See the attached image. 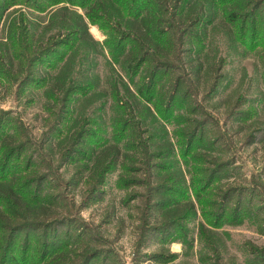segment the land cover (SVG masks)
Returning <instances> with one entry per match:
<instances>
[{
    "label": "rangeland",
    "instance_id": "1",
    "mask_svg": "<svg viewBox=\"0 0 264 264\" xmlns=\"http://www.w3.org/2000/svg\"><path fill=\"white\" fill-rule=\"evenodd\" d=\"M7 1L17 3L6 12L0 9V47L12 42L21 18L19 31L28 34V41L45 36L49 46L63 38L53 36L55 27L67 22L59 20L62 7L86 17L82 6L66 1L55 5L51 0ZM200 1L183 4L195 9ZM247 2L245 11L252 16L246 30L259 37L253 41L236 37L221 9H215V19L206 29L197 23L193 31L198 35L186 36L183 46L189 52L174 61L180 68L165 67L166 72L158 71L154 79L153 89L163 95L164 103L160 112L151 105L156 119L149 113L153 128L143 131L141 152L103 177H91L83 168L94 152L123 139L113 128L111 70L139 95L126 74L129 66L116 62L106 45L108 30L90 23L97 41L92 52L84 46L73 52L59 46L41 58L39 67L47 68L43 74L49 70L55 77L62 71L72 78V85L86 87L84 94L77 90L67 95L63 107L60 103L53 107L51 88L40 83L42 75L23 81L19 91L17 82L26 79L29 69L21 75L0 73V133L12 131L16 122L23 132L18 143L24 146L19 169L29 167L32 158V170L41 163L51 170L38 171L44 173L41 190L36 191L38 182L29 187L23 182L20 187L31 194L32 203L41 191L42 196L59 200L62 206L55 211L67 219L27 231L14 225L20 218L4 221L9 225L2 233L4 242L11 235L15 241L10 251H0V264L8 255L13 257L11 264H84L93 252L86 264H264V0ZM62 54L66 57L61 61ZM216 61L220 67L214 72ZM155 64L143 62L136 82L147 86ZM159 68L163 64L154 70ZM179 76L185 84L172 99V84ZM80 118L89 132L77 147L79 153L64 161L72 145L62 144L63 137L75 131L74 122ZM142 118L133 124L143 130ZM165 136L174 145L175 156L166 154ZM187 141L192 142L190 148ZM159 149L160 157L155 158ZM15 163L16 159L11 166ZM5 190L0 182V194Z\"/></svg>",
    "mask_w": 264,
    "mask_h": 264
},
{
    "label": "trees",
    "instance_id": "2",
    "mask_svg": "<svg viewBox=\"0 0 264 264\" xmlns=\"http://www.w3.org/2000/svg\"><path fill=\"white\" fill-rule=\"evenodd\" d=\"M65 1L72 5L82 6L85 9V15L88 20L77 12H71L69 7H62L59 10V15L61 16L59 20L67 18V22L57 25L53 36H62L63 38L54 39L49 46H45V36L41 37L39 41L36 38L28 41V34H24L22 30L19 31V29H23L21 25L23 18H21L20 25L14 30L12 42L0 47V73L9 71L13 72V74L21 75L26 69H29V75H25L27 76L26 79L22 80L23 77H20L17 82L19 83L18 88L23 81L26 83L31 79H35L38 74L42 75L40 83H44V86L48 84L51 88L48 96L52 98L53 107H58V103L60 105L63 104V107L65 105L63 103L64 100H69L68 96H70L71 92L81 90L83 91L82 94H84L86 92L84 88L86 87L82 83L81 85H72V78L67 74L65 75L62 71L60 72L61 76L51 77V71L48 70L46 72H50V74L46 76V72L43 74L42 71L47 69L44 67L45 65L40 64L41 67L38 65L41 58L56 50L59 46H63L69 52H73L79 46H84L89 52H92L96 50L97 41H95L90 32V23L98 25L100 29L108 30L109 38L105 41L106 45L109 46L110 53L116 62L123 68H126V64L129 66L126 74L131 83L137 86L139 95L132 92L126 81L114 73L115 69L111 70L113 75L108 85L114 97V108H116L113 128L122 133L123 139L117 140L111 145H106L100 151L92 154L88 166L83 168V170H87L91 177L97 174L103 177L102 173L105 171L112 170L120 163L126 162L128 158L132 161L133 157L141 152L140 145L144 141L142 133L143 131L148 132V129L153 128L149 113L153 118H155V115L151 105L155 106L156 109L158 108L160 112L164 103L163 95L161 93L157 94L155 89H153L155 83H157L154 79L158 75V71L166 72L165 67L180 68V65L174 61H178L181 55L189 52V49H184L183 46L186 43V36L192 35L195 37V33L198 35V31H193L197 23H203V28L206 29L208 24H211L215 19V9H221L224 12V16L227 17L229 26L232 27L233 33L237 35L236 37L249 38L251 41L259 37L256 31L246 30L247 23L250 22L252 16L251 12L245 11L248 6L247 0H201L198 2L199 4H196L195 9H189L185 5L186 3L183 4L185 0H51L54 5ZM0 2L2 12H6L12 5L17 3L7 0H1ZM27 28L25 27V30ZM65 57L66 55L62 54L59 60L62 61ZM147 60H153L156 64L152 70V79L148 83L145 82L148 84L145 86L143 83L136 82L135 76L138 74L140 66ZM219 60L222 61V58L220 57ZM88 62H90V59ZM15 64H18L17 67H15ZM158 64H163V68L154 70ZM219 67L220 65H217L216 61L214 72L215 70L217 72ZM183 84H185V81L181 76L177 78V81H174L172 90L170 89L171 93L173 91L172 99L179 93V88ZM121 85L125 92L121 90ZM146 112H148V115H146ZM51 114L56 116V111H51ZM163 116L164 118H169L171 115L164 114ZM137 117H143L142 121L144 122L142 125L145 126L143 130L141 125L137 127L133 124ZM58 120L59 124L63 121L62 117ZM15 124L16 122L12 131L0 133V165L2 164L0 166V182L4 183L6 189L0 194V251L3 250V253L5 250L6 252L10 251L15 241L14 235H11L10 238L12 239L7 241L9 244L7 245L6 241L4 242L6 236L2 233L9 226L4 221L10 222V220L13 221L16 218H20V221H18L20 223L14 225L27 231L33 228H50L66 219V215L60 216L61 213L55 211L62 206L59 200H55L51 196L44 197L41 191L37 195L36 201L32 203L31 194L26 193L20 187L23 182L26 187H29L33 182H38L37 191L41 188L42 180H39L40 176L44 173H50L51 170L50 167H43L44 163L37 165V168L32 170V158L28 159L30 160L29 167L19 169L21 165L18 162L23 157L22 150L24 146L18 142L22 140L23 132ZM74 126L75 131L71 134L65 133L63 137L62 144L69 143L72 145L65 153L64 161L72 158L73 153H79L77 147L83 142L84 136L89 132L88 129H84L85 124L81 118L78 119L76 124L74 122ZM165 138L168 142L167 136ZM121 141H124L123 146L120 145ZM187 143V147L190 148L192 142L187 141ZM187 143L185 144L187 145ZM167 145L166 154L175 156L174 145L169 142ZM161 150L162 152L164 151V149ZM158 152L155 158L160 157V149ZM14 159H16V163L11 166V162ZM156 167H159V165L157 164ZM42 168L48 170L38 175V171ZM14 176L19 177L13 179ZM213 178L212 174L206 181L208 186L212 183ZM34 204L35 209L32 207ZM32 213L35 214L32 215ZM8 228L11 231L13 225ZM58 249L60 250L61 246L54 247L55 251ZM94 255L95 252L91 253L84 264L90 262ZM4 261L5 263L2 261L3 264H8L7 262L13 263V257L8 255L4 257ZM48 263L49 261L46 262V264Z\"/></svg>",
    "mask_w": 264,
    "mask_h": 264
}]
</instances>
